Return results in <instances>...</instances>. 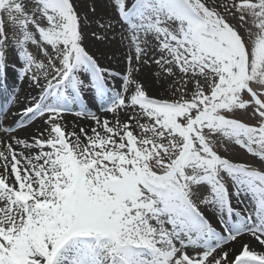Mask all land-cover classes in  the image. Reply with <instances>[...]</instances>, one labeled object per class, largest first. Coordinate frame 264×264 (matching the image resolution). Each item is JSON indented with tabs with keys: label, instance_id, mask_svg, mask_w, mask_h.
Here are the masks:
<instances>
[{
	"label": "snow or ice",
	"instance_id": "6c2138e0",
	"mask_svg": "<svg viewBox=\"0 0 264 264\" xmlns=\"http://www.w3.org/2000/svg\"><path fill=\"white\" fill-rule=\"evenodd\" d=\"M9 73L0 264H264V0H0Z\"/></svg>",
	"mask_w": 264,
	"mask_h": 264
},
{
	"label": "rangeland",
	"instance_id": "374dc122",
	"mask_svg": "<svg viewBox=\"0 0 264 264\" xmlns=\"http://www.w3.org/2000/svg\"><path fill=\"white\" fill-rule=\"evenodd\" d=\"M97 45H91L90 46V50L95 51ZM101 46H104L103 49H101V50L102 51H106V56L100 58V62H101V64L103 66H109V65L111 66V60L107 56L109 55V53H112V54L118 56V63H117L118 66L117 67L119 69L124 67V64L122 63V56L127 51V49H124V48L120 47L119 42H118V38H117V41L115 43L111 44V45H107V46L106 45H101ZM9 75H11L13 77V75L11 73H9ZM7 79H8V77H7ZM7 79H5V80H7ZM13 81L12 82L8 81L5 84H3V81L0 82V108L4 107L5 104H6V101L8 99L9 93L11 92L13 84H14ZM3 86H5V87L11 86V87L10 88H5ZM73 119H74L73 116H71V115L68 116V120L69 121H72ZM238 158L239 159H243V160L249 159V157L245 156L243 153H238Z\"/></svg>",
	"mask_w": 264,
	"mask_h": 264
},
{
	"label": "bare ground",
	"instance_id": "6f19581e",
	"mask_svg": "<svg viewBox=\"0 0 264 264\" xmlns=\"http://www.w3.org/2000/svg\"><path fill=\"white\" fill-rule=\"evenodd\" d=\"M103 47L104 46H101V45H97L96 46V49L97 48H100V49H103ZM108 58H110V60H111V68L113 69V70H116V71H119L120 69L117 67L118 65H117V63H118V56H116V55H114V54H112V53H109V55L107 56ZM120 60V59H119ZM14 79H13V77L11 76V75H8V79L7 80H4L3 81V84H5L6 82H12ZM14 82V81H13ZM3 87H5V86H3ZM11 86H9V87H5V88H10Z\"/></svg>",
	"mask_w": 264,
	"mask_h": 264
}]
</instances>
